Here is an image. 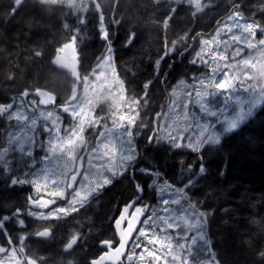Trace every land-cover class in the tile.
I'll list each match as a JSON object with an SVG mask.
<instances>
[{"label": "trees", "instance_id": "16d2710c", "mask_svg": "<svg viewBox=\"0 0 264 264\" xmlns=\"http://www.w3.org/2000/svg\"><path fill=\"white\" fill-rule=\"evenodd\" d=\"M202 2H211L212 7L194 16V8L183 2L177 5L174 0H161L159 4L154 0H100L103 24L93 7L87 13L86 23L80 25L74 19L78 17L72 18L66 7L53 11L40 0H23L13 15L12 0H0V101L12 98L17 103L16 96L20 92L39 88L52 92L56 96L55 103H64L76 79L54 67L52 59L73 34L72 29H77L80 74L90 73L111 50L116 72L126 82L129 93L141 98L147 95L148 106L141 111L147 115L145 122H153L161 106L165 110L169 103L172 82L178 83L184 78L192 81L191 75L196 73L195 69L197 71L191 55L180 57L187 49L183 45L189 46L192 37L215 28L216 22L228 14L232 0ZM237 2L245 18L264 23L261 10L264 0ZM171 7L177 10L165 27L163 21ZM101 28L107 29V40L102 38ZM130 33L135 34L134 41ZM180 37L185 39L178 43L181 46L177 45L179 52L170 50V54L158 62L157 57L163 54L165 46L171 47V42ZM36 52L41 54L35 55ZM166 74L167 79L163 81ZM56 76L65 80L61 89L55 83ZM4 107L10 105H0V145L9 130V122L2 114ZM144 129L136 145L143 156L138 167L147 174L139 175V179L135 177V181L144 185L146 203L157 205L155 181L166 179L183 191L185 200L195 209L204 212L211 252L218 264H264L261 255L264 253V103L220 143L203 144L197 150L178 149L160 142L147 147L150 133ZM0 186V222L3 223L0 234L5 237L1 243L7 244L8 233L24 231L19 237L28 240L22 251L38 264H89L97 255L96 251L90 256L91 250L113 232L111 221L106 225L102 213L110 210L111 205L128 202L135 189L132 180L125 175L103 188L78 213L42 221L24 215L23 211L16 215V209L21 207L17 206L18 198L13 195L21 193L27 207L31 189L28 184L10 186V178L0 167ZM104 203L102 211L100 206ZM95 223L103 235L95 230ZM45 227L51 230V237L36 238L35 233ZM86 232H91L90 236H84ZM74 235L80 237L79 241L65 252L64 245ZM17 250L20 251V246Z\"/></svg>", "mask_w": 264, "mask_h": 264}, {"label": "snow or ice", "instance_id": "6c2138e0", "mask_svg": "<svg viewBox=\"0 0 264 264\" xmlns=\"http://www.w3.org/2000/svg\"><path fill=\"white\" fill-rule=\"evenodd\" d=\"M22 2L23 0H12L11 14H15ZM154 2L159 4L161 0H154ZM174 2L177 5L182 2L187 3L195 9L193 12L194 16L196 13L203 12L206 8L212 6L211 2L204 4L202 0H174ZM40 3L51 6L53 11L65 7L70 11L74 10L76 17H78V24L80 25L86 23L87 13L94 7L100 17V23L103 24L104 21L103 6L100 4V0H93V3L83 8V10L79 7L82 0H40ZM240 8V3L237 0H232L231 7L227 11L226 20L218 21L217 35L221 31L219 25L223 24V30L228 34V39L235 42V44H244L249 49L254 48L256 44L264 46V38H258L264 36V23L257 22L253 18H245ZM176 10V7H171L170 13L163 21L165 27L168 26ZM261 10L264 11V7ZM68 28L69 25L66 27V30ZM77 31V29H72L73 34L59 47V52L62 53L66 50H72V59L74 61L71 67L72 75L77 80L83 82L86 91L88 83L93 76L99 82L98 99L95 102L89 100L87 105L77 104L76 101L79 100V97L76 94V90L73 89L72 95L67 101L62 104L57 101L54 104L55 97L49 93L41 92L39 88L36 89V95L47 97L46 99H29L32 93L24 90L16 96V99L20 102L19 105L12 98L7 101H0V105L5 103L10 105L6 113L9 116L17 111L18 108L22 109L19 115L23 117V120L14 118L17 121L16 127L25 128V126L31 125V127L26 128V131L31 132L33 138L39 134L41 151H44V139L46 136L48 137V151H45V155L41 161H38L29 169V175L32 176V179L29 180V176H25L23 180L17 176L11 177V183L13 185L17 183L32 184L36 195L28 198L30 206L29 214L41 220H56L63 216L79 212L91 197L113 182V178L118 175L117 168L123 169V171L119 172L120 176L126 175L129 171L134 172L135 169L132 167V161L139 151L138 146L135 145V138L141 128H146L151 133L147 137L149 144L166 139L178 147H183L185 144L192 145L195 150L211 139L206 130L200 125H196V128L200 129V131L195 136L187 135L190 131L188 127L176 129L175 131H167L164 134V130L171 126L167 123L161 125L159 118L155 121V130H153L152 120L145 122V113L141 111V109H146L148 106L149 101L147 95L144 94L143 98H141V96L129 93L126 82L119 77L118 73L112 72V77L109 79L106 72L99 71L105 64L110 65L111 61L100 62L90 73L81 75L79 58L75 52L76 41L78 39L75 33ZM237 32L239 34H236ZM101 36L105 40L108 39L107 29L101 28ZM130 36L134 41L135 34L130 33ZM184 39V37H180L179 40H173L171 47L166 45L163 49V54L157 57V61L159 62L161 57H167L170 54V50L171 53H178L179 48L177 45ZM213 42L216 44L224 43L225 47H227L225 41H215L214 38ZM213 42L208 40L201 41L206 46H209ZM183 46L185 48L189 47L187 44ZM242 51L243 49L241 47L234 48L232 58L236 60L235 67L239 68L243 65L245 68L255 70L257 66L251 60L236 59L241 56ZM40 54L39 52L35 53V55ZM207 57H210V60ZM218 59L226 60L227 57L223 52L210 47L207 53H204L203 50L197 52L194 63L208 67L211 62ZM53 62L60 63V56H56ZM61 66L68 67V65ZM230 67L233 66L225 64L226 69ZM210 70L214 76L219 69L217 67L211 68ZM243 75L246 81L257 79L255 75L248 73H243ZM223 76L224 78L220 80L209 77L208 79L199 81V88L193 87L192 91L186 90L187 102L182 104L185 120L189 117L188 109L190 106L198 104L207 89L213 86L218 89H223L234 84L236 77L230 78L227 72H224ZM10 79L12 78L10 77ZM261 81H264V65L261 66L260 80L257 81L259 89L264 92V83H261ZM249 85L256 87V85ZM93 87L96 88V85L94 84ZM193 92L197 99H193ZM105 93L107 94L105 95ZM174 94L175 89H173ZM105 101L111 102L110 109L107 112L103 108L97 111V105ZM40 105L58 107L59 110H62V113L70 116L72 123L65 128L63 124L67 123V121H63L60 114H57L53 118L52 111H47L46 115L44 111H41L40 115L37 116L36 109ZM156 115L157 117H161L165 114L157 113ZM109 121L111 122L110 124ZM9 123L11 125V121ZM180 132L184 133L183 137L178 135ZM88 133H94L91 139L97 141L101 138H106L112 133H117L115 138L118 141L119 147L118 149L113 148L110 155L107 152H101L100 149L102 147L106 148L107 145L93 144L89 139ZM182 140H186L187 143L181 142ZM0 148H3L4 151L12 156L17 152L21 155L33 153L32 158L34 159L35 155H38V153H35V143L29 146L25 138V133L23 132L17 141L7 146L0 145ZM117 151H119L118 161L114 159ZM57 153L61 155L66 153L68 158L73 161L76 159L83 160L84 156L81 155L82 153H86L90 160L93 156L99 154L98 158L104 162L98 165L100 169L98 178L94 181L90 180L89 170L76 168H72L70 171H63L59 175H50L49 169L47 167H41V165L48 162ZM36 169L40 170L37 172ZM133 187L136 188V184ZM143 192L144 185L141 184L135 196H141ZM61 200L67 201L66 206H57V202ZM174 201V196L162 195L159 201L161 211L155 212L153 215L145 209L144 205L140 204L138 199H130L129 202L125 203L123 209L119 210V216L113 218L115 238L100 242L109 251L105 252L98 259L94 258L90 260L89 264H101L105 257H108L113 250L117 257L127 255L132 264H136L137 260L139 264H161V261H163V264H169L168 256H171L173 262L178 261L179 264H189L190 258L186 259L184 255H180V253L185 252L187 245H181L178 237L176 238V243L173 244V237L176 233H187L185 239L190 238L193 234L190 229H192V222L196 219V215H188V211L190 210H186L184 206L186 204L185 201ZM171 206H176L174 214ZM21 211V209L17 208L16 215L19 216ZM185 219H188L187 226L184 224ZM35 235L37 237H49L51 231L45 227L36 232ZM116 236H118V240ZM79 239L80 237L78 235L70 237L69 241L64 245V251H70ZM157 244L160 245L159 249L156 247ZM19 245L20 251L17 250V246L13 245L9 237V247L5 248L0 246V264H25V260L26 264H37V261L31 257H27L26 259L22 258L23 240H21ZM129 245L131 246L129 251L125 252V249ZM141 249L142 251L137 256V251ZM161 249H164L163 253ZM261 255L264 256V253ZM178 256L179 260L177 259Z\"/></svg>", "mask_w": 264, "mask_h": 264}, {"label": "rangeland", "instance_id": "374dc122", "mask_svg": "<svg viewBox=\"0 0 264 264\" xmlns=\"http://www.w3.org/2000/svg\"><path fill=\"white\" fill-rule=\"evenodd\" d=\"M89 2L90 0H82V3L79 5L81 10L87 7L89 5ZM66 10L68 13H70L73 16L72 18L76 17L74 10L70 11L68 8ZM74 19L78 21L77 18ZM225 20L226 17L222 21ZM219 27L221 29L219 35H217V29H218L217 26L215 30L210 32L209 36L205 35L198 38L197 44H195L196 46L193 47V52L191 53V62L194 63L197 52L203 50L204 53H207L210 47L216 48L217 51L223 52L224 55L227 57V59L226 60L218 59L216 61H213L208 67L202 66L201 64H196L197 71L195 74L191 75V77L193 78L192 81L190 79L188 81L187 79L184 78L178 81V83L176 80L172 82L174 84H173V88L169 90L170 93L169 103L166 106L164 112L162 109V113H164L165 115L161 116L160 118L161 125L167 123L168 125L171 126L170 128L164 130V134H166L167 131H175L176 129H183L185 127H188L190 131L187 133V135L195 136L200 131V129L196 128V125H200L206 130L209 137L211 138L210 140L206 141L204 144H210V145L218 144L222 141L225 135L232 133L233 131L240 128V126L248 119H250L255 114V112L263 105L264 92H262L259 89V84L257 83V81L260 80L261 66L264 65V46H260L256 44L254 48L249 49L244 44L237 45L235 44V42L228 39V34L223 30V24H220ZM236 34L239 33L237 32ZM192 38H195V36ZM214 38L215 41H225L227 47H225L224 43H220V44L214 43L213 42ZM258 38H264V36ZM202 40H208L213 43H211L209 46H206L201 43ZM179 46H181V44H178V47ZM235 47H241L243 49L241 56L237 57L236 59L251 60L257 66L255 70L252 68H245L243 65H241L239 68L235 67L236 60L232 58ZM112 58H113L112 52L109 51L100 60V62L111 61L110 65L105 64L99 70L101 72H106L109 79H111L112 77V72H115ZM207 58L210 60V57ZM225 64H230L233 67L226 69ZM217 67L219 70L213 76L210 69ZM224 72H227L230 78L236 77L234 84H231L230 86L223 89H218L215 86H213L210 89H207L204 95L202 96V98L200 99L199 103L190 106V108L188 109L189 117L187 120H185L182 104L187 102L186 90L192 91L193 87L199 88L200 87L199 81L208 79L209 77H212L213 79L216 80L223 79ZM243 73L255 75L257 79L252 81H246ZM64 82L65 80L61 76H58L57 79L55 80V83H57L59 89H61ZM74 83L75 84L72 85L71 90L67 94L68 95L67 100L71 97L73 89L76 90V94L79 97V100L76 101L77 104L87 105V102L89 100L95 102L98 99L99 82L96 81L94 76L90 79L88 83L87 91L85 90V85L81 80L80 82H78V80H75ZM261 83H264V81H261ZM94 84L96 85V88L93 87ZM249 84L256 85V87H253ZM173 89H175L174 95H173ZM155 93L156 92L154 90L153 94L155 95ZM106 94L107 93H105V95ZM29 99H33V98H29ZM34 99L40 100L46 98L36 97ZM193 99H197L195 97L194 92H193ZM19 103L20 102L17 101V105H19ZM110 104H111L110 101H105L101 104H98L97 111H99L100 108L105 109V107ZM7 110L8 107H4L2 109V114L6 118V121L7 122H10L11 120L14 121L11 122V125L9 123V130L8 132H6V135L3 138L1 145L7 146L12 144L14 141H17L20 138L21 133L23 132L25 133V138L27 139L29 146L32 143H35L36 145L35 153H38V155H35V158L33 159L32 158L33 153L21 155L19 152H17L14 156H12L9 155V153H7L6 151H4L3 148H0V167L4 169L5 176L10 178V186H14L11 183L12 176H17L21 180H23L26 174L29 175V169L33 165H35L38 161L42 160V158L45 155V151H48L47 148L48 137L47 136L45 137L44 139L45 148L44 151H41L39 134H37L36 137L33 138L31 132L26 131V128L31 127V125H27L25 126V128L16 127L17 121L14 118H19L21 121L23 120V117L19 115L22 109L18 108V110L13 112L11 116L6 114ZM41 111H44L45 115L47 114V111H52L53 118H55L57 114H60L62 120L67 121V123L63 124L65 128H67L72 123V119L70 118V116L62 113V110H59L58 107H54L52 105H40L39 108L36 109V115L39 116ZM146 118L147 115H144V120H146ZM143 130L145 129L141 128V130L137 133V136L135 138V145H136V139L138 141V138L140 137V132L143 133ZM116 135L117 133H112L108 135L106 138H101L99 141L96 140L95 144H106L107 147L106 148L102 147L100 151L107 152L110 155L113 148L118 149L119 147L118 141L115 138ZM178 135L183 137L184 133L180 132L178 133ZM159 142L162 144L163 143L170 144L171 146L178 149L187 148L190 150H194L193 146L188 144H185L183 147H178L176 145L171 144L166 139H161ZM181 142L187 143L186 140H182ZM197 149L198 148H196L195 150ZM81 155L84 156L83 160L76 159L73 161L68 158L66 153L62 155L57 153L55 156H52L48 162L42 164L41 167H47L49 169L50 175L53 176L59 175L61 172L66 170L70 171L72 168L89 170L90 180L94 181L96 178H98V174L100 171L98 165L104 161L98 158L99 154H97V156H93L91 160L89 159L86 153H82ZM138 155H139V151L137 153V156L133 158V160L136 159ZM114 159L117 161L119 160V151L116 152V156ZM5 161H7V163H5ZM182 167L183 166H181V168ZM39 170L40 169H36L37 172ZM121 170L123 169L121 168L116 169L117 173ZM154 175L159 177L157 173H155ZM31 179L32 176L29 175V180ZM29 184L31 186V190L33 191V195L35 196L36 192L33 190L32 184L31 183ZM17 185L21 187L26 185V183H17ZM154 190L156 196L155 201L157 205L150 208L149 210V212H151L153 215L155 214V212L161 211V205L159 201L162 195L174 196L175 197L174 202H178L180 200L185 201L186 204L184 206L186 210H190L188 211V215L189 216L193 214L196 215V219L192 222V229H190V231H192L193 233L190 238H188L187 240L185 239L187 233L184 234L176 233L173 237V244L176 243V238L178 237L181 245H185V244L187 245L185 252L180 253V255H184L186 259L190 258L189 264H218L213 258L211 252L208 232L206 231V224H205L206 217L204 215V212L199 209H195L194 205H192L189 201L185 200V198L182 197L183 193L180 190L176 189L164 178L157 180V182L155 181ZM13 196H16L18 199L24 198V196L21 193H15ZM61 201H64L65 203L59 205L57 204V206H66L67 201L65 200H61ZM171 207L173 208V214H174L176 206H171ZM26 212L28 215H30L29 214L30 210H27ZM184 224L185 226H187L188 219L184 220ZM27 240L24 241V243H26ZM0 246L7 248V246L3 244H0ZM156 247L159 249L160 245L157 244ZM141 251L142 249L137 251V256H139ZM161 252L163 253L164 249H161ZM167 259L169 261V264H179L178 261L173 262L171 256H168ZM177 259L179 260V256ZM125 262L127 264H132V262L129 261L128 256L125 258ZM136 264H139L138 260ZM161 264H163V261H161Z\"/></svg>", "mask_w": 264, "mask_h": 264}, {"label": "flooded vegetation", "instance_id": "af4514ba", "mask_svg": "<svg viewBox=\"0 0 264 264\" xmlns=\"http://www.w3.org/2000/svg\"><path fill=\"white\" fill-rule=\"evenodd\" d=\"M209 34V33H208ZM71 72V71H70ZM92 136L93 135H91V136H89V139H91L92 138ZM140 166V165H139ZM139 172L137 171V170H135L134 172H133V177H134V179L131 177L132 176V173H131V171H129L128 173H127V176H128V178L129 179H131L132 180V182H133V184H136V181H135V177H137L138 179H139ZM121 178H123V176H119V174L114 178V180H113V182L112 183H114L116 180H119V179H121ZM102 191H103V189H102ZM136 189H134V194L133 195H131V199H133V198H138V196H135V193H136ZM147 193H149V192H147ZM150 194V193H149ZM146 196V194H145V192H143L142 193V197H145ZM129 202V201H128ZM26 201H25V198H21V199H17V206H20L21 208V210L22 211H25V209H26ZM141 204V203H140ZM124 205H125V203H122V202H119L118 204H117V206H112L111 205V207H110V210H108V211H104L102 214H104L103 216H104V218H106V225H107V223H108V221H111V223H112V231L113 232H110V234L107 236V239H105V240H109V239H114L115 238V234H114V220H113V218L114 217H118L119 216V210H121V209H123V207H124ZM105 206H106V203H104V204H101V208H102V211L104 210V208H105ZM137 206H139V205H137ZM108 208V207H107ZM1 211V210H0ZM93 216V215H92ZM29 225V224H28ZM27 225V227H29ZM26 227V228H27ZM93 227L95 228V230H97L99 233H101L102 235L104 234V232H102L101 230H99L100 228H97L98 226H97V224L95 223V224H93ZM11 233V232H10ZM10 233H8V234H10ZM20 234H25V232L24 231H22V232H20ZM90 234H91V232L90 233H88V232H86L85 233V235L84 236H90ZM3 238H5L4 237V235L3 234H0V243L4 240ZM21 238V237H20ZM22 240H23V242L24 241H26L27 240V238L25 237L24 239L23 238H21ZM116 239H117V236H116ZM101 242V241H100ZM100 242H98L97 243V245L91 250V252H92V255H90V256H93V255H95V253H96V251H97V255H96V257L97 256H99V255H101V254H103V253H105V252H107L108 251V249L106 248V247H104V246H102L101 245V243ZM25 244L26 243H24V245L23 246H25ZM88 250H90V249H88ZM64 260H67V259H65L64 258Z\"/></svg>", "mask_w": 264, "mask_h": 264}, {"label": "water", "instance_id": "95a60500", "mask_svg": "<svg viewBox=\"0 0 264 264\" xmlns=\"http://www.w3.org/2000/svg\"><path fill=\"white\" fill-rule=\"evenodd\" d=\"M193 46V45H192ZM192 46L190 48H188V50L186 52H184L183 54H186L188 53ZM76 52V51H75ZM60 56V63H54L53 61L55 60V57L56 56ZM76 56L78 57V55L76 54ZM54 59L52 60V63L55 67L59 68V69H62V70H65V71H71V67L73 66L74 64V61L72 59L73 57V52L72 50H66L65 52H59V50H57V53L55 55ZM61 65H68V67H62ZM41 92H46V93H49L45 90H41ZM50 94V93H49ZM158 119V117L156 116L155 117V121ZM155 121H154V124H153V130H155ZM152 144V143H151ZM148 142H147V147H150V145ZM142 196V195H141ZM141 196H138V200H140ZM117 240H118V236H117ZM118 246V244H117ZM128 250V247L125 249V252H127ZM109 251V250H108ZM107 251V252H108ZM105 253L101 254L100 256H103ZM99 256V257H100ZM126 255H120V256H116L115 253H114V250L110 253V255L108 257H105V259L101 262V264H123V259ZM97 257V259L99 258Z\"/></svg>", "mask_w": 264, "mask_h": 264}, {"label": "bare ground", "instance_id": "6f19581e", "mask_svg": "<svg viewBox=\"0 0 264 264\" xmlns=\"http://www.w3.org/2000/svg\"><path fill=\"white\" fill-rule=\"evenodd\" d=\"M199 36V33L197 34V37ZM20 235V232H11L10 234H7V238L9 240V237L11 238L12 242H13V245L15 246H20V242H21V238L19 237ZM24 243V242H23Z\"/></svg>", "mask_w": 264, "mask_h": 264}]
</instances>
